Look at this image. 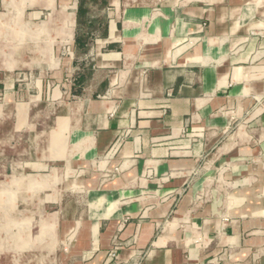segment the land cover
<instances>
[{"label": "crops", "instance_id": "obj_1", "mask_svg": "<svg viewBox=\"0 0 264 264\" xmlns=\"http://www.w3.org/2000/svg\"><path fill=\"white\" fill-rule=\"evenodd\" d=\"M52 10L59 85L0 79V264H264V0Z\"/></svg>", "mask_w": 264, "mask_h": 264}, {"label": "rangeland", "instance_id": "obj_2", "mask_svg": "<svg viewBox=\"0 0 264 264\" xmlns=\"http://www.w3.org/2000/svg\"><path fill=\"white\" fill-rule=\"evenodd\" d=\"M73 2L74 0H0V19L2 20V23H0L1 80L6 78L8 75H13L15 81L19 85H23L25 88L29 89L30 98L39 96L40 92L43 91L45 87L47 88L48 84L54 87L59 85V75H55V71L57 70H54L55 68L53 67L55 58H58L57 52L52 53V55L45 58L44 56L46 54H42L44 41L46 40L45 37H40V41H37L36 43L31 42V40L28 41V38L31 37L33 32L38 29L40 23L52 18V15L54 14L52 10V5L55 9L54 11L59 12L63 11L65 7L72 6ZM43 25L45 26V24ZM71 32L72 30L69 29L67 31V35L69 36ZM13 36H21L24 40L21 43H16V41L13 40ZM41 39L45 40L41 41ZM24 45L32 48L36 47L34 49V53L38 55L36 56L35 60L39 62L35 61L32 71H26L21 68H15L12 72H10L9 65H13L14 59L16 58V56H14V49L17 50V46L24 47ZM48 63H50L52 66H50V69L47 65ZM3 99L4 97H0V102ZM46 101L49 103H53V100ZM20 102L24 104L27 102L29 103L24 106L23 109L26 115H29V118H27L25 124H30L31 126L32 124L35 125L34 128L32 127L33 131L31 132L40 131L41 127L39 125V121H37V115L43 113L44 106H42V103L44 102V100L43 102H39L36 98L34 100L29 101L24 99ZM33 114L36 116V119L33 118ZM9 119L6 120L5 118H3L1 120L0 118V124H10ZM9 145L10 144L8 143L3 144L2 146H4V149L6 150V147ZM0 160L9 161V154H6V152L1 153L0 151ZM35 220L36 225L38 220ZM2 253L0 250V260H2ZM38 255L40 256V258H42L41 253H39ZM38 264H48V257L39 261Z\"/></svg>", "mask_w": 264, "mask_h": 264}, {"label": "built area", "instance_id": "obj_3", "mask_svg": "<svg viewBox=\"0 0 264 264\" xmlns=\"http://www.w3.org/2000/svg\"><path fill=\"white\" fill-rule=\"evenodd\" d=\"M111 258H115L116 257V250H113L112 253L110 254Z\"/></svg>", "mask_w": 264, "mask_h": 264}, {"label": "bare ground", "instance_id": "obj_4", "mask_svg": "<svg viewBox=\"0 0 264 264\" xmlns=\"http://www.w3.org/2000/svg\"><path fill=\"white\" fill-rule=\"evenodd\" d=\"M71 13H72V12H71ZM68 16H70V17L72 16V17H73V15H72V14H70V15H68ZM22 238H23V237H22ZM22 238H21V239H22Z\"/></svg>", "mask_w": 264, "mask_h": 264}]
</instances>
